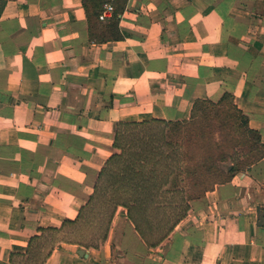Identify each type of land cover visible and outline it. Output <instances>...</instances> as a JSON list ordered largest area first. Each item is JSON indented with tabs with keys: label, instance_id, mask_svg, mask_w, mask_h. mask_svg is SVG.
<instances>
[{
	"label": "crops",
	"instance_id": "crops-1",
	"mask_svg": "<svg viewBox=\"0 0 264 264\" xmlns=\"http://www.w3.org/2000/svg\"><path fill=\"white\" fill-rule=\"evenodd\" d=\"M111 3L124 39L96 44L83 0H0V264L77 218L118 122L184 121L232 94L264 144V0ZM45 264H264V158L157 249L122 210L99 249L63 244Z\"/></svg>",
	"mask_w": 264,
	"mask_h": 264
},
{
	"label": "trees",
	"instance_id": "trees-1",
	"mask_svg": "<svg viewBox=\"0 0 264 264\" xmlns=\"http://www.w3.org/2000/svg\"><path fill=\"white\" fill-rule=\"evenodd\" d=\"M111 2L83 0L93 43L124 39L123 9L114 7L111 17L104 15V5ZM114 133L118 153L106 162L77 218L60 228L39 229L26 254H12L11 264H45L63 244L99 249L120 208L148 249H157L188 216L192 201L264 158L261 135L232 94L218 102L195 100L188 120L118 122Z\"/></svg>",
	"mask_w": 264,
	"mask_h": 264
},
{
	"label": "built area",
	"instance_id": "built-area-1",
	"mask_svg": "<svg viewBox=\"0 0 264 264\" xmlns=\"http://www.w3.org/2000/svg\"><path fill=\"white\" fill-rule=\"evenodd\" d=\"M114 12V7L111 4H105L104 5V15L107 16L108 14H111Z\"/></svg>",
	"mask_w": 264,
	"mask_h": 264
},
{
	"label": "water",
	"instance_id": "water-1",
	"mask_svg": "<svg viewBox=\"0 0 264 264\" xmlns=\"http://www.w3.org/2000/svg\"><path fill=\"white\" fill-rule=\"evenodd\" d=\"M79 255H81V256H87L85 249H80L79 250Z\"/></svg>",
	"mask_w": 264,
	"mask_h": 264
},
{
	"label": "rangeland",
	"instance_id": "rangeland-1",
	"mask_svg": "<svg viewBox=\"0 0 264 264\" xmlns=\"http://www.w3.org/2000/svg\"><path fill=\"white\" fill-rule=\"evenodd\" d=\"M122 210H124V209H123V208H120L119 211H118V213H119L120 211H122ZM117 215H118V214H117ZM115 218H116V217H115Z\"/></svg>",
	"mask_w": 264,
	"mask_h": 264
}]
</instances>
